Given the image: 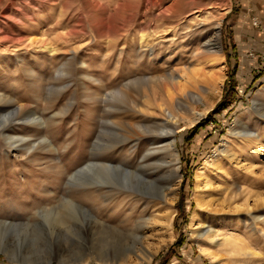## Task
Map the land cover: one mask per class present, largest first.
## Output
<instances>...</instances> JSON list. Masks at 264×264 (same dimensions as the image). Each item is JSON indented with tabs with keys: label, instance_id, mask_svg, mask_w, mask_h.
Here are the masks:
<instances>
[{
	"label": "rangeland",
	"instance_id": "rangeland-1",
	"mask_svg": "<svg viewBox=\"0 0 264 264\" xmlns=\"http://www.w3.org/2000/svg\"><path fill=\"white\" fill-rule=\"evenodd\" d=\"M217 22L222 84L197 104L212 102L203 117L177 128L179 172L165 206L155 189L124 179L149 176L158 187L165 169H137L141 142L126 158L131 144L110 148L107 121L133 120L103 112L100 99L135 74L179 75L198 31ZM32 36L53 53L19 45ZM0 91L10 99L0 114L23 106L5 127L12 138L0 134V264H264V222L254 220L264 218V0H0ZM32 112L46 122H28ZM88 160H111L112 180L91 181ZM65 198L90 211L52 219ZM208 226L219 235H201Z\"/></svg>",
	"mask_w": 264,
	"mask_h": 264
},
{
	"label": "bare ground",
	"instance_id": "bare-ground-1",
	"mask_svg": "<svg viewBox=\"0 0 264 264\" xmlns=\"http://www.w3.org/2000/svg\"><path fill=\"white\" fill-rule=\"evenodd\" d=\"M218 26H219V22L211 25H204L201 29L198 27L200 31H198L199 37H197L195 47L192 48L190 51H188L192 56L190 58L191 62L189 61L188 64L186 63L184 67L180 70L181 75L176 74L173 70L167 71L163 75L155 74L151 76H145V75L135 74L133 78L128 79V82L124 84L125 89L115 88L108 93H103L100 99V102L104 106L103 112L105 111L109 112L108 111L109 109L110 110L112 109V113L115 111L120 114L127 112V115H125V117L123 118L128 117L130 118V120L131 119L133 120L132 122H127L126 119L125 121L122 120L121 122L118 121L115 122L112 120L107 121L108 123H110L111 126H113V128H111L110 130L115 138V141L112 143L110 148L112 149L115 147V145L123 144L124 142H126L127 144H131L129 146L130 148L128 147L127 151L123 153L125 155L124 157L126 158L128 157V155L129 156L133 155V152H137V146L139 142H141V145L142 144L143 145L142 146L140 145L141 147L140 146L139 147L141 149L140 148L138 149L140 153V160L137 166L139 168L137 169L141 171L140 165L143 164H144L143 166L145 165L152 166L154 170H158V173L160 172L161 169H165L161 173V175L159 176L157 175L159 178L161 177L162 180V181L160 180L159 183L155 181L158 184V187L151 186V183L154 182V179L149 178V176H147L148 178H145L148 181H141L134 176H124V179L127 178V181H129L133 185L142 184V185H146L148 188L155 189V191H157L160 197L164 199L165 206L170 205L169 202L171 199L169 195L172 192L171 190L172 186H175L176 184L175 181L178 178V172H179V158H178L176 139H175L176 138L175 134L176 132H178L177 128H179L181 125L185 126V125L193 124V122H195L197 119L203 117L207 113L208 109L212 106V102L210 100L207 101L205 107L202 110H197V104L205 102L204 94H207L212 98L215 97L216 93H218L222 84L223 79L220 73L221 70L218 68L219 58L217 55L220 52ZM187 27L191 29L190 26ZM187 31L189 32H187V34L185 35H187V37H191L193 34L192 32L190 34V31L192 30H187ZM166 36L167 35H163L162 37L164 38ZM173 38L174 36L172 37V39ZM44 39L45 37L42 39H37V38H33L32 36V38L30 37L19 42V45H22L25 48L29 46V48L27 49H31L32 51H36L37 50L36 47H39L42 48L43 50L47 49L49 52L53 53V50H55V48L52 46V43ZM151 54L152 52L150 53V55ZM61 69H63V67L58 68L56 73H60ZM30 72H33V69H31ZM127 89L135 91L138 98L137 99L129 98ZM7 98L8 96H6L3 92L0 91V103L10 100L9 98L8 99ZM257 101L258 100L254 99L255 106L257 104ZM257 107L259 108L258 111L264 114V103L262 104L258 103ZM22 109H23L22 105H15L13 110L7 113L0 114V134H3L4 138H9V139L12 138L11 136L5 133L6 132L5 127L8 126V123L10 124L11 122L10 119H12L11 116L14 115V119L17 118L15 116L21 114ZM28 116H29L28 117L29 121L26 119L28 122H34V123L38 122L41 124L46 122L44 118L33 112ZM101 127L102 126H100V128ZM100 134L101 133H98V135L95 137V140L101 139ZM232 134L235 135L236 137H239L242 134L254 137V134L252 132H248L244 129H238V128L233 129ZM43 141L49 146V148L55 147L48 138L44 137ZM132 143H135V145L132 146ZM95 146L96 143L95 141H93L91 143V146L89 147V150L93 152ZM225 151L226 150L223 149L221 153H224ZM90 154L92 153L90 152ZM92 156L94 157V154ZM124 160L126 161V159ZM95 162L88 160L87 163H85L86 169H82L81 171H85V170L91 171L92 174H90L89 176H91L90 179L93 182L96 183L110 182L112 180L110 176V170L115 168V167L112 168L113 165L111 160L102 163H95ZM119 165L122 166V168H124L123 165H121V163ZM124 165L126 166L128 165V163ZM80 167L82 166H79V168ZM129 167H133V166H129ZM137 169L134 168V170H131L130 172L143 177V175ZM199 174L200 173H198V175ZM69 176L75 177V173L70 174ZM144 177L146 176L144 175ZM204 177L205 176H203V178ZM114 181L115 180H113V182ZM205 185H206V179H205ZM78 204L79 203L74 202V200H72L71 198L70 199L65 198V200H63L61 203H58L56 207L53 206V208L55 209V213L52 219L60 221V218L62 217L63 209L65 208L71 211L70 216L74 212H76L72 210L76 206H79L82 209L90 211L87 205H84L82 203L79 205ZM170 216L171 213H167L166 216L164 217L167 220H170ZM260 218L261 217H259L258 215H254V220L257 221L262 220L264 222V218L263 219ZM167 222L165 223L167 224ZM166 224H164V227ZM169 225L170 223L167 224L166 228H169L168 227ZM203 234L204 235L208 234V236H212V237L219 235L216 233L213 234V229L209 226L207 229L204 230V232L201 235ZM229 240H230L229 237L222 236V238H220L218 242L220 245L222 244L224 245L228 243ZM149 257L150 256L143 255V258H141V260L149 259ZM84 261L81 260L83 264H88L87 263L88 261L87 262ZM108 261L109 260H107L106 258L99 257L98 264H107ZM122 261H124V258H122ZM115 262L116 261H112L111 264Z\"/></svg>",
	"mask_w": 264,
	"mask_h": 264
},
{
	"label": "crops",
	"instance_id": "crops-1",
	"mask_svg": "<svg viewBox=\"0 0 264 264\" xmlns=\"http://www.w3.org/2000/svg\"><path fill=\"white\" fill-rule=\"evenodd\" d=\"M253 32V30H251V33Z\"/></svg>",
	"mask_w": 264,
	"mask_h": 264
}]
</instances>
